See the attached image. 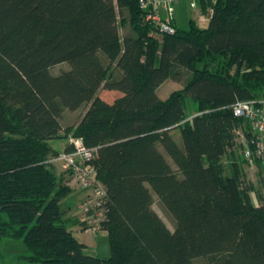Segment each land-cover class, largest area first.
Masks as SVG:
<instances>
[{
    "label": "trees",
    "instance_id": "16d2710c",
    "mask_svg": "<svg viewBox=\"0 0 264 264\" xmlns=\"http://www.w3.org/2000/svg\"><path fill=\"white\" fill-rule=\"evenodd\" d=\"M206 6L205 26L176 19L166 33L142 20L138 0H0V242L21 239L27 253L16 258L264 264V175H245L264 162L243 156L235 131L246 139L251 131L232 110L264 92V0H201ZM119 22L130 27L123 40ZM180 75L182 87L159 97L157 87ZM101 89L116 94L107 100ZM82 107L63 125L65 110ZM70 135L95 147L106 256L83 251L61 207L71 188L48 159L60 151L51 141Z\"/></svg>",
    "mask_w": 264,
    "mask_h": 264
},
{
    "label": "built area",
    "instance_id": "2783aa9c",
    "mask_svg": "<svg viewBox=\"0 0 264 264\" xmlns=\"http://www.w3.org/2000/svg\"><path fill=\"white\" fill-rule=\"evenodd\" d=\"M183 0H138L142 14V20L157 26L159 31L173 33L175 31L176 9ZM201 2V0H196ZM195 1L190 5L194 6ZM199 21L207 22L212 8L206 6L205 10L199 6ZM235 115L243 116L250 128V136L246 139L241 129H236L235 134L239 141L243 142V156L252 161L257 157L264 162V97L258 99L237 100L232 104ZM67 143L70 150H60L51 156L48 161L59 162L66 171H69L71 180L85 191V195L79 203L80 220L82 228L91 232L100 230V222L105 218L106 189L96 177L95 167L91 160L95 147H87L80 138L69 136Z\"/></svg>",
    "mask_w": 264,
    "mask_h": 264
},
{
    "label": "rangeland",
    "instance_id": "374dc122",
    "mask_svg": "<svg viewBox=\"0 0 264 264\" xmlns=\"http://www.w3.org/2000/svg\"><path fill=\"white\" fill-rule=\"evenodd\" d=\"M191 1H195L194 6L190 5ZM200 4L201 2H198L196 0H183L182 2H180L176 9L177 25L181 28H185L187 26V19L192 18L193 20L196 21V23L199 26H205L206 22L204 21L201 22L198 20V17L200 14L199 12ZM118 26H119L120 38L121 40H123L124 37L127 34H129L130 27L128 26V24L126 23L123 24L121 22L118 23ZM67 66L68 64L66 62H62V63L53 65L51 68L54 72H58L61 69L66 68ZM115 72L120 73V70L116 69ZM182 85H183V78L181 75H180V79H175V78L170 77V78H167L163 83H161L157 87L156 93L158 94L159 97L165 98L170 93V91H172L173 89L181 88ZM100 94L105 99L111 100L115 96L116 93L111 94L108 90L101 89ZM83 111H84V107L75 109V110H65L63 112V117L61 119L63 125L70 124L78 120ZM172 133L175 134L177 140H180V137H179V134H177V131L173 130ZM237 153L239 156L242 155V147H239L237 149ZM223 160L225 163V170L227 171L228 159L226 156H224ZM57 164L59 166L61 165L59 162H57ZM57 164L55 163V165L53 166V169L55 171H59V170L61 171L62 169L61 166H60L61 169L59 168V170L58 168H55V166L57 167ZM245 173H246L245 174L246 177L249 180H251L252 182H257L259 177H261L262 174L264 175V168L259 169V167L256 165H252L250 167L246 166ZM251 194H252L254 201L257 202L254 192H251ZM66 196L63 197L64 200L62 201L65 202V199L67 198ZM61 207L62 208L65 207V204L61 203ZM153 207L159 213V215L163 218V220L167 223V225L170 228H172L173 227L172 218L170 217V215H168L165 211L162 210L157 199H155L153 203ZM77 226L79 225L69 224V227L73 229L74 235L77 236V238L86 241L87 245L84 246L83 248L84 252L92 254V255H98V256H105L110 253L107 233L104 230H97L95 232H91L83 228L79 229ZM24 253H27V248L24 245L23 241L19 238L5 239L0 242V264H40V263H33V262L29 263L23 259H18L15 257L17 254H24ZM195 264H207V263L204 257H196Z\"/></svg>",
    "mask_w": 264,
    "mask_h": 264
},
{
    "label": "crops",
    "instance_id": "0c3cea01",
    "mask_svg": "<svg viewBox=\"0 0 264 264\" xmlns=\"http://www.w3.org/2000/svg\"><path fill=\"white\" fill-rule=\"evenodd\" d=\"M176 19H177V16H176ZM261 97H264V92L262 93ZM51 144L53 147H56V148H59V150H62L65 147V145L67 144V140H52ZM60 145H61V147H60ZM54 165H55V163H54ZM60 166L57 164V167L55 166V168H58V170H59ZM61 168H60L61 171L59 170V171H55V172L59 177H61V179L65 182V184L71 188V191L66 196L67 198L65 199V202L62 201V200H64V198L61 199V201H62L61 203L65 204V207H63V209L65 210V216L70 218V224L71 225L72 224H78L79 226H77V227L80 229L81 225L79 222L80 221L79 216H81V214H80V210H79V203L82 200V198L84 197L85 191L83 189L79 188L71 180V175H70L69 171H65V169H63V166H61ZM69 230L74 235L73 229H71V227H69ZM75 237L77 238V236H75ZM77 239L80 242L84 243V246L87 245L85 240H81L79 238H77Z\"/></svg>",
    "mask_w": 264,
    "mask_h": 264
}]
</instances>
